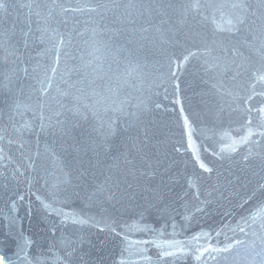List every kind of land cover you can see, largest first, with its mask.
Here are the masks:
<instances>
[{
    "label": "water",
    "instance_id": "95a60500",
    "mask_svg": "<svg viewBox=\"0 0 264 264\" xmlns=\"http://www.w3.org/2000/svg\"><path fill=\"white\" fill-rule=\"evenodd\" d=\"M4 264H264V0H0Z\"/></svg>",
    "mask_w": 264,
    "mask_h": 264
},
{
    "label": "bare ground",
    "instance_id": "6f19581e",
    "mask_svg": "<svg viewBox=\"0 0 264 264\" xmlns=\"http://www.w3.org/2000/svg\"><path fill=\"white\" fill-rule=\"evenodd\" d=\"M0 264H4V261L2 259V256L0 255Z\"/></svg>",
    "mask_w": 264,
    "mask_h": 264
}]
</instances>
